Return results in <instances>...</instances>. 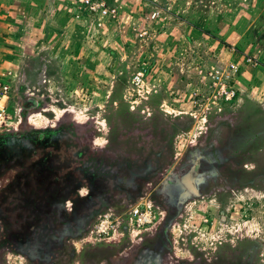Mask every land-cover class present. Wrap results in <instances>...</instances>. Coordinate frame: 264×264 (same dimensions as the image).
Listing matches in <instances>:
<instances>
[{
	"label": "rangeland",
	"instance_id": "374dc122",
	"mask_svg": "<svg viewBox=\"0 0 264 264\" xmlns=\"http://www.w3.org/2000/svg\"><path fill=\"white\" fill-rule=\"evenodd\" d=\"M64 1L0 33V264H264V0Z\"/></svg>",
	"mask_w": 264,
	"mask_h": 264
},
{
	"label": "crops",
	"instance_id": "0c3cea01",
	"mask_svg": "<svg viewBox=\"0 0 264 264\" xmlns=\"http://www.w3.org/2000/svg\"><path fill=\"white\" fill-rule=\"evenodd\" d=\"M0 1H2V3L4 2L9 7L8 8L9 10L7 9V12H8L7 15L9 16L8 20L7 21H0V33H3L2 37H6L5 33H7L8 37H9V36H11L10 34L13 33V30L18 29L17 27H20L19 30H23V27L20 26L22 24L21 22L23 21V19L21 18V15L18 13L22 8H27L29 3H34L33 1H35V0H0ZM41 1H46V0H41ZM62 1H64V0H52V5L61 6ZM66 1H64L63 3H68L70 7L74 6L69 1H67V2ZM15 9H17V10H15ZM7 15H4V16L6 17ZM60 15L61 14L59 12L57 14L53 15L52 17H51V15H48V17L45 19V21H48V20L53 21L50 23L51 32H49V38H50V42H51L50 43V49L53 50V49H55V47L57 48L56 49L57 51H55L56 52L55 57L59 56L60 51H62L63 49L67 50V52L69 53L68 57L66 58V62H67L68 61L67 59L70 58V55H71L70 53H72V50H73L74 30H72L69 27L70 25H64L65 29L63 30V26L58 25L56 23V21L58 20V17ZM230 15H231V11L226 12L224 15L225 19L227 20V27L225 28V33H227V35L230 36L232 38V41L234 42L233 37H234V34H236L235 28H236L237 24L239 23L240 18L238 19V23H237V21L232 20L233 18ZM1 17H3V16H1ZM10 20H12V21H10ZM16 23L18 24V26H14V24H16ZM12 25L15 28H13ZM40 26H42V25H40ZM39 32H40L41 36H43V33L41 31H39ZM13 35H14V33H13ZM12 38H15V37L13 36ZM40 38H42V37H40ZM2 41H3V39H2ZM59 43H60V45H59ZM7 45H10L9 41L6 44V47H3L4 46L3 43H0V48L5 49L6 52H11L13 49L8 47ZM11 45H13V43H11ZM16 59H19V58H16ZM16 59H14V61H16ZM5 66L9 67V68H13V69H20V64L16 65L15 63H13V61L11 63L5 61Z\"/></svg>",
	"mask_w": 264,
	"mask_h": 264
},
{
	"label": "built area",
	"instance_id": "2783aa9c",
	"mask_svg": "<svg viewBox=\"0 0 264 264\" xmlns=\"http://www.w3.org/2000/svg\"><path fill=\"white\" fill-rule=\"evenodd\" d=\"M81 6V11L85 13H91L98 19H104L110 17L114 12V9L110 7L109 0H74ZM1 57V56H0ZM24 79V73L20 69H13L5 66V61L0 60V132L4 131L14 118V113L9 111L13 92L18 90L22 80ZM17 84V86H14ZM227 95L232 92L225 91ZM13 107V106H12ZM15 110V107H14ZM137 209L136 215H139V219L136 221L139 227L141 223H146L147 214L140 212Z\"/></svg>",
	"mask_w": 264,
	"mask_h": 264
},
{
	"label": "flooded vegetation",
	"instance_id": "af4514ba",
	"mask_svg": "<svg viewBox=\"0 0 264 264\" xmlns=\"http://www.w3.org/2000/svg\"><path fill=\"white\" fill-rule=\"evenodd\" d=\"M148 251H150V250H148ZM152 252V251H151ZM149 258H150V256H149ZM145 261H147V259H144ZM143 263H148V262H143Z\"/></svg>",
	"mask_w": 264,
	"mask_h": 264
},
{
	"label": "trees",
	"instance_id": "16d2710c",
	"mask_svg": "<svg viewBox=\"0 0 264 264\" xmlns=\"http://www.w3.org/2000/svg\"><path fill=\"white\" fill-rule=\"evenodd\" d=\"M3 141L2 140H0V144L2 143Z\"/></svg>",
	"mask_w": 264,
	"mask_h": 264
}]
</instances>
